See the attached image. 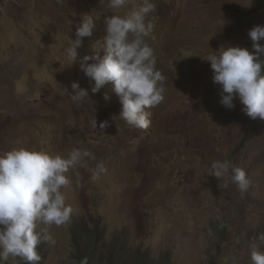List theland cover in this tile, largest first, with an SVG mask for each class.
Instances as JSON below:
<instances>
[{"label": "rangeland", "instance_id": "rangeland-1", "mask_svg": "<svg viewBox=\"0 0 264 264\" xmlns=\"http://www.w3.org/2000/svg\"><path fill=\"white\" fill-rule=\"evenodd\" d=\"M140 2L113 10L108 0H0V153L27 146L92 154L67 173L63 191L73 213L67 224L45 226L51 239L43 264H76V218L98 223L108 240L126 230L132 248L154 258L169 252L171 264H214L223 251L249 261V243L264 230V120L249 118L238 100L232 109L220 103L205 59L221 46L253 51L244 42H252L248 30L264 25V0H154L155 28L146 42L166 77L165 100L148 110L146 130L119 117L110 82L93 94L94 82L79 68L83 55L98 48L104 54V17ZM85 16L94 19L92 35L70 64L65 49ZM74 81L89 93L80 106L64 94ZM217 159L243 168L248 192L242 196L234 184L219 189L224 181L206 172ZM98 164L106 171L94 178ZM221 218L229 229L224 245L209 235ZM6 264L20 262L10 257Z\"/></svg>", "mask_w": 264, "mask_h": 264}, {"label": "clouds", "instance_id": "clouds-1", "mask_svg": "<svg viewBox=\"0 0 264 264\" xmlns=\"http://www.w3.org/2000/svg\"><path fill=\"white\" fill-rule=\"evenodd\" d=\"M133 1L108 0V4L113 10L129 9ZM156 11L154 0H141L123 15H106L103 56L98 48L79 58L80 70L94 82L91 93H98L110 82L122 105L119 117L133 129H148V110L165 100L166 77L157 68L155 50L146 42L155 28ZM93 22L91 16H85L75 26V38L65 49L70 64L77 60L83 38L92 35ZM247 35L252 42L244 43L253 51L221 46L211 49L205 60L213 73L212 82L221 89L220 103L232 109L234 100H238L249 118L264 120V44L260 43L264 41V25L253 26ZM71 89L68 94L64 88V94L77 106L90 100L88 90L78 82H72ZM92 124L95 127V121ZM107 126L106 121L99 125L101 129ZM91 155L80 148L71 149L65 156L27 146L0 153V264L10 257L20 258L25 264H40L38 247L51 239L45 226L67 224L73 213L63 191L71 183L67 173ZM104 171V165L98 164L92 175L98 178ZM206 172L224 181L218 184L219 189L234 184L243 196L252 186L243 168L228 159L211 161ZM249 248L251 264H264V230L251 240Z\"/></svg>", "mask_w": 264, "mask_h": 264}, {"label": "trees", "instance_id": "trees-1", "mask_svg": "<svg viewBox=\"0 0 264 264\" xmlns=\"http://www.w3.org/2000/svg\"><path fill=\"white\" fill-rule=\"evenodd\" d=\"M224 218L211 225L209 230L210 237L222 245H224L221 243L224 240L222 236H225L229 230ZM105 233L104 229L94 221H85L82 218L73 220L70 226V242L76 264H171L169 252L154 258L147 250L132 248L126 230L112 235L109 240ZM46 246L48 242L44 241L38 247L40 264H43L46 258ZM245 259L249 261L223 251L214 264H251L250 256L245 255ZM18 260L20 264H25L20 258Z\"/></svg>", "mask_w": 264, "mask_h": 264}]
</instances>
